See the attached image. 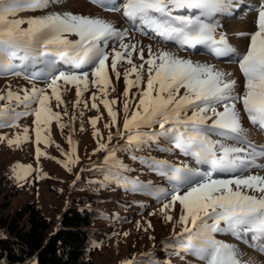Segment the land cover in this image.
I'll use <instances>...</instances> for the list:
<instances>
[{
	"label": "snow or ice",
	"instance_id": "6c2138e0",
	"mask_svg": "<svg viewBox=\"0 0 264 264\" xmlns=\"http://www.w3.org/2000/svg\"><path fill=\"white\" fill-rule=\"evenodd\" d=\"M94 2L105 10L121 13L132 28L141 32L147 29L164 42H174L181 48L203 46L216 58H234L243 77L242 91L237 90L238 80L233 73L207 62L183 58L164 49L154 52L151 46L145 59L143 47L125 42L129 29H118L100 17L51 11L27 19L12 18L21 9L57 7L58 0H0V74L46 81L44 87L33 84L30 89H22V95L10 88L0 95V101L9 102L0 107V127H15L19 117L33 116L35 155L39 159L47 155L39 144L52 143L51 122L55 120L61 129L66 127L61 122V112L53 111L51 101L54 99L56 106H61L64 103L62 91H67L65 86L71 85L76 94L74 107L83 103L87 108L84 93L95 88L90 96L91 108L99 111L96 103L99 100L110 117V123L104 127L117 129L115 133L109 130L105 141L97 128L100 117L89 118L93 137L97 138L94 152L106 153L103 160L108 167L101 169L104 181L147 192L158 200L165 198L159 212L169 222L174 220L172 213L177 204L180 206L176 223L181 229L179 232L173 229L165 245L172 250V255H191L203 264H254L251 260L239 259L238 246L218 239L217 235H231L264 254V175L258 174V170L264 168V164L259 163L264 160V146L248 139L237 107V104L242 105L248 120L264 129V0H259L255 6H246L250 11L255 10L257 16L255 31L238 34L249 38L243 52L229 43L226 33L218 31L221 25L215 20L219 14L232 15L235 9L245 7L243 0ZM24 24L26 28L22 27ZM73 35L76 39L70 38ZM135 52L141 61L139 65L133 62ZM123 61L131 67L123 73L124 130L121 131L118 111L113 108L118 101L108 96L112 85L109 72L119 79L118 65ZM145 71L146 87L139 91L138 98L130 96L131 88H140ZM132 75L135 79L130 78ZM111 90L116 91L114 87ZM21 105L24 111H17ZM67 114L65 107L64 115ZM157 124L158 129L152 127ZM144 128H152V131L145 132ZM114 135L126 141L124 148L110 145ZM213 135L221 139L214 140ZM160 138L189 157L196 166L192 163L177 165L155 157H134L165 177L170 188L138 179L129 182L124 176L128 169L118 160L117 150L156 143L160 150L167 151L159 145ZM22 139L29 140L28 127L14 138L0 134V141L6 140L9 146L19 145ZM68 143L67 153L56 145L67 158L59 161L65 167L75 162L71 132ZM12 171L13 178L19 182L33 169L32 165L17 163ZM148 228H151L150 221ZM137 255L149 257L151 254H134L121 264H136ZM149 264H160V261L152 257ZM163 264H170V259H165Z\"/></svg>",
	"mask_w": 264,
	"mask_h": 264
},
{
	"label": "rangeland",
	"instance_id": "374dc122",
	"mask_svg": "<svg viewBox=\"0 0 264 264\" xmlns=\"http://www.w3.org/2000/svg\"><path fill=\"white\" fill-rule=\"evenodd\" d=\"M258 3L259 0H243L245 7L235 9L232 15L219 14L215 17L216 22L221 25L218 31L226 33L229 43L240 52L246 50L249 38L238 34L251 33L256 30L254 21L257 12L255 10L250 11L246 6H255ZM51 11H67L74 14L103 18L111 22L118 29H129L125 42L136 44L138 48L143 47L145 59L147 58L148 46H151L154 52L158 49L168 50L180 57L190 58L197 62H207L215 65L217 68L233 73L234 77L238 80L237 90L242 91L243 89V77L239 71L238 64L234 62V58H216L203 46L181 48L174 42H164L160 37H157L156 34L147 29L141 32L132 28L130 22L121 13L105 10L95 3L94 0H58L57 7L44 10L21 9L12 18L27 19L29 17L41 16ZM22 27L26 28L27 24L22 25ZM70 38L76 39L74 35ZM133 62L137 65L141 63L138 52L133 54ZM129 67L131 66L126 61L118 65V70L121 73L119 79L116 78L114 73L109 72L112 85L109 88L108 99H116L118 101L116 105H113V108L118 111L121 131L124 130L123 105L125 97L123 93L125 82L123 73ZM130 78L135 79V76L132 75ZM146 79L147 72L145 71L140 88H131L130 96L136 95L138 98L139 91L143 87H146ZM33 84L38 87H44L46 86V81L29 79L24 75L0 74V95L6 94L9 88L14 92H20L22 95L21 90L25 88L30 89ZM65 87L67 91H62L64 103L57 107L53 99L51 107L53 111L61 112V122L66 127L61 129L55 120L51 122L49 135L52 143L44 144L41 142L39 144L41 150L47 155L41 156L39 159L36 158L35 148L37 145L34 142V132H32L33 116L19 117L16 122L18 126L0 127V134L7 135L9 138H14L17 134L22 133L24 127L29 128L28 141H23L22 139L19 145L13 146H9L6 140L0 141V179L8 178L12 183H9L8 187L3 191L7 194V201L0 195V214H9L25 202H33L53 223H56L59 214L70 203L89 206L100 213H104L105 211L103 210H108L109 213H104V217L94 222L96 229L92 232L93 240L89 246L93 264H121V261L132 258L134 254H151L149 257L137 255V261L141 259L144 261L143 264H149L150 258L156 256V254L162 255L163 259L160 261V264H163L165 259H170V264H173V262L180 264L184 261L185 264H203L198 258L191 255L184 253H181L179 256L172 255V250L165 247L168 238L173 235V229L176 232H179L181 229L180 224L176 223L181 213L178 204L175 212L172 213L174 220L169 222L159 212L161 206L166 202L165 198L158 200L155 195L140 192L139 194H143L140 201L133 203L135 198L127 199L128 194H131V192L126 190V186L109 187L111 183L104 181V172L101 169L108 167L103 160L106 153L103 151L94 152V149L97 147V138L93 137V128L89 123V118L100 117L97 122V128L105 141H107L109 130L115 133L117 129L116 127H111V129L104 127L106 123H110V117L99 100L96 101L99 105V111L91 108L92 101L90 100V96L92 92L96 91L95 88L84 93L83 99L88 102V107L85 108L83 103L74 107L76 102L75 87L71 85ZM112 87L116 89L115 92L111 90ZM182 93L183 89H181ZM8 103L7 100L0 101V107ZM134 106L133 103L132 107ZM65 107L67 115H64ZM237 107L240 109L242 126L247 130L248 139L257 145L264 146V129L254 126L248 120L246 114L243 112L242 105L237 104ZM17 111H24L23 106L21 105ZM81 113L83 114L81 115ZM188 115H191V111L188 112ZM70 117L74 118L70 120ZM152 127L158 129L159 125H153ZM142 130L149 132L152 131V128H144ZM70 132L73 147L75 148L73 155L75 162L69 163L65 167L59 161H65L67 158L56 145H59L65 153L69 152L68 136ZM212 139L217 140L221 139V137L213 135ZM110 145H120L121 148H124L126 141L114 135ZM159 145L168 150L162 151L157 147L156 143H153L143 148L128 150L127 155L122 153L124 150L118 149L117 157L127 167L128 170L126 172H130L132 178H139V180H143L142 183L151 182L154 186L167 189L170 188V185L165 177L153 172L141 163L139 159H134V157H155L157 159L168 160L177 165L181 163H192L194 167L196 165L189 157H185L183 153L170 145L167 140H160ZM136 150H140L139 152L142 153L136 152ZM17 163L32 165L33 169L26 179L19 182L13 178L12 171ZM259 163L264 164V160H260ZM69 168L71 169L70 171L68 170ZM37 169L39 170L38 172L36 171ZM143 169L145 171H142ZM258 174L264 175V168L259 169ZM37 175H39V179H37ZM102 181L104 183H101ZM167 199L170 200L171 197L168 196ZM3 201L7 202L6 205H8H2L3 203L1 204V202ZM149 221L151 222V228H148ZM146 228H148L147 231L144 230ZM217 238L237 245L238 258L243 262L251 260L254 264H264V254L245 245L231 235L218 234Z\"/></svg>",
	"mask_w": 264,
	"mask_h": 264
},
{
	"label": "trees",
	"instance_id": "16d2710c",
	"mask_svg": "<svg viewBox=\"0 0 264 264\" xmlns=\"http://www.w3.org/2000/svg\"><path fill=\"white\" fill-rule=\"evenodd\" d=\"M122 153L127 155L128 150ZM124 176L129 182L136 179L132 178L130 172H124ZM9 183L8 178L0 179V195L6 201L8 197L3 191ZM110 183L109 187L124 186L115 181ZM126 190L131 192L127 199L135 198L133 203L140 201L143 194L139 193L144 192L128 187ZM6 203L1 202L4 206L8 205ZM103 211L109 213L108 210ZM104 213L79 203H70L53 223L33 202H25L9 214H0V264H93L89 246L93 240L92 232L96 229L94 222L104 217ZM154 258L159 261L163 259L159 254ZM143 262L139 259L137 264ZM180 264H185V261Z\"/></svg>",
	"mask_w": 264,
	"mask_h": 264
},
{
	"label": "bare ground",
	"instance_id": "6f19581e",
	"mask_svg": "<svg viewBox=\"0 0 264 264\" xmlns=\"http://www.w3.org/2000/svg\"><path fill=\"white\" fill-rule=\"evenodd\" d=\"M158 37V36H157Z\"/></svg>",
	"mask_w": 264,
	"mask_h": 264
}]
</instances>
